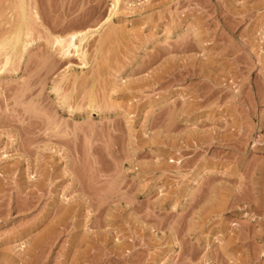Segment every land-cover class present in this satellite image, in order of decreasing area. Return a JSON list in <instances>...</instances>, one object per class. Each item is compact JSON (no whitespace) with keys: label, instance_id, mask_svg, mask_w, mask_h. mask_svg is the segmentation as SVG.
<instances>
[{"label":"rangeland","instance_id":"rangeland-1","mask_svg":"<svg viewBox=\"0 0 264 264\" xmlns=\"http://www.w3.org/2000/svg\"><path fill=\"white\" fill-rule=\"evenodd\" d=\"M22 3L0 0V41L38 28L0 55V264H264V0H29L34 28Z\"/></svg>","mask_w":264,"mask_h":264},{"label":"bare ground","instance_id":"bare-ground-1","mask_svg":"<svg viewBox=\"0 0 264 264\" xmlns=\"http://www.w3.org/2000/svg\"><path fill=\"white\" fill-rule=\"evenodd\" d=\"M118 1L119 0H114V4H116V6H117V3H118ZM22 12L23 13H21L20 15H22V16H24L25 17V15H26V8L25 7H27L28 8V6H29V14H27L28 15V17H31L32 19L31 20H33L32 21V23L34 24V26H33V24L31 23V25L33 26V28L37 25V21H38V13H37V10H35V7H34V5H36V4H34L35 2H33V1H31L32 3H30V4H34L33 6L32 5H30L29 4V0H22ZM20 3V2H19ZM19 7V6H18ZM20 8H21V6H20ZM115 8V7H114ZM8 10V9H7ZM28 10V9H27ZM7 12V11H6ZM25 12V13H24ZM13 13V12H12ZM7 14V13H6ZM19 14V13H18ZM30 15V16H29ZM10 16V15H9ZM8 16V17H9ZM27 17V18H28ZM10 18H14V17H12V16H10ZM10 18L8 19L9 21H10ZM6 20V19H5ZM20 20V19H19ZM11 21H12V19H11ZM11 21L9 22V23H6L5 24V38L3 39L2 37V39L3 40H1L0 41V55L1 56H4V58H5V60H4V63H3V66L5 67L6 65H8V63L10 62V60L12 59V56H15V55H19V53L21 54L22 52L24 53V51L29 47V46H27L28 44H32L35 40L34 39H27V36H30V34H32V33H34L33 35H34V37H35V30H38V28L36 29V28H34V31L33 32H30V31H26L27 30V26H26V23L25 22H19V23H16V26H15V28H14V26L13 25H11V26H13V29H11L10 27H8L7 25H9L10 23H11ZM28 21H30V18H29V20ZM27 22V21H26ZM13 23V22H12ZM31 25H29L28 27V29H30V26ZM32 26H31V29H32ZM38 26V25H37ZM73 29V28H72ZM71 29V31H73ZM75 29V28H74ZM77 30L78 29H76V32H77ZM80 30V29H79ZM80 31H82V30H80ZM29 32H30V34H29ZM79 32V31H78ZM83 32V31H82ZM82 32H79V33H74V32H72L73 34H71L70 36H69V38H67L66 40L65 39H63V40H65V41H63V40H59L60 38H58V40H55V39H57L56 38V36H55V41H56V43H59L61 46H62V49H64V48H66L67 49V52H68V50H69V48L71 47V46H74V47H76L75 45H76V40L79 38V40H78V43L81 45V43L87 38V37H85L86 36V34H88V33H85V35L84 34H82ZM89 32V31H88ZM1 33V32H0ZM4 33V32H3ZM70 34V33H69ZM2 35V34H1ZM32 35V36H33ZM84 35V36H83ZM78 36H81V37H78ZM88 36V35H87ZM33 37V38H34ZM38 37V36H37ZM84 37H85V39H84ZM54 38V37H53ZM84 39V40H83ZM37 41V40H36ZM49 42H51L50 40H49ZM55 42H54V44H56ZM30 44V45H31ZM29 50H30V48H29ZM76 51H79V46H77L76 47ZM30 52V51H29ZM28 52V53H29ZM32 52V51H31ZM25 53H26V51H25ZM25 53H24V55H25ZM82 53V52H81ZM84 53V52H83ZM30 54V53H29ZM28 54V55H29ZM23 55V56H24ZM31 55V54H30ZM29 55V56H30ZM19 57V56H18ZM22 57V56H21ZM2 58V57H1ZM16 58V57H15ZM17 59V58H16ZM15 59V60H16ZM19 59V58H18ZM1 60V59H0ZM14 60V59H13ZM12 60V61H13ZM15 60H14V62L12 63V66L13 65H15V63H17V62H15ZM19 61V63H20V59L18 60ZM2 63V62H1ZM18 64V63H17ZM8 68H9V66H7ZM7 67H5L6 69H7ZM16 67V66H15ZM14 68V67H13ZM0 70H1V68H0ZM4 70V69H3ZM12 70V69H11ZM15 70V69H14ZM10 71V70H9ZM75 80H77L76 79V77L74 78ZM71 81H73V80H71ZM75 82V81H74ZM73 82V83H74ZM81 83V82H80ZM72 85H74V84H72ZM79 85V84H78ZM81 85V84H80ZM82 86V85H81ZM55 87H57V85L55 86ZM60 86H58V89L59 90H61L60 88H59ZM80 87V86H79ZM93 87V86H92ZM73 88V87H72ZM71 88V89H72ZM54 89V88H53ZM55 89H57V88H55ZM57 89V90H58ZM57 90L55 91V92H57ZM59 92V91H58ZM57 92V93H58ZM90 93V92H89ZM88 93V94H89ZM64 94V93H63ZM65 94L66 95H63V96H66L65 98L64 97H62V99H67V96H69V95H67V94H69V93H67V92H65ZM91 94V93H90ZM88 97H90V95L88 96ZM69 98H70V96H69ZM68 98V99H69ZM92 97H90V99H91ZM64 100H63V102H64ZM92 100V99H91ZM69 101V100H68ZM67 101V102H68ZM88 102L90 101V100H87ZM93 101V100H92ZM67 102H65V104H67ZM91 102V101H90ZM69 103V102H68ZM94 103V102H93ZM95 104H96V102H95ZM68 105V104H67ZM89 105H91V103H89ZM99 106V105H98ZM91 107H95V105L93 106H91ZM97 107V106H96ZM70 108V107H69ZM88 108H90L89 106L87 107V109ZM99 108V107H98ZM96 109V108H95ZM15 170V169H14ZM30 175V174H29ZM32 179H34V177L32 178ZM74 179V178H73ZM74 181V180H73ZM35 182V181H34ZM33 182V183H34ZM37 183V182H36ZM35 183V184H36ZM38 183H40V182H38ZM38 183H37V187H38ZM31 184H32V182H31ZM35 184H33V186L35 185ZM30 187V186H29ZM39 188V187H38ZM33 193H34V191H32ZM31 192V193H32ZM27 193V192H26ZM30 193V192H29ZM32 193V195H34ZM30 195V194H29ZM31 195V196H32ZM33 197V196H32ZM35 198V197H34ZM32 202V201H31ZM31 204V203H30ZM26 205V204H25ZM18 206V205H17ZM29 206V205H28ZM23 207V206H22ZM55 207V206H54ZM19 209V208H18ZM17 209V210H18ZM71 209V208H70ZM69 209V210H70ZM21 210H22V208H21ZM48 210V209H47ZM56 210V209H55ZM63 210H66L67 211V209L65 208V209H63ZM63 210H62V212H63ZM68 210V211H69ZM67 211V212H68ZM62 212H61V214H62ZM65 212V211H64ZM67 212H66V214H67ZM60 213V212H59ZM58 212H57V214H59ZM69 213V212H68ZM51 214H52V210H50L49 209V211L45 214V216H43L44 217V219L45 220H47L49 217H51ZM56 214V212L53 214V215H55ZM63 216H65L64 214H63ZM59 217V216H58ZM58 217H56V215H55V218H58ZM52 218H54V216H52ZM60 218H61V216H60ZM59 218V219H60ZM50 219V218H49ZM48 219V220H49ZM42 220H43V218H42ZM51 220H53V219H51ZM55 220V219H54ZM62 220V219H61ZM68 221V220H67ZM78 221V220H77ZM48 222V221H47ZM62 222V221H61ZM41 223V222H40ZM48 224V223H47ZM53 224H55V225H53L52 226V228H50L47 232H46V234L43 236V234H42V236L43 237H45V239H44V241L45 240H48L49 242H50V240L49 239H53V238H55V237H53V235H54V233H55V231L57 230V229H59V228H57V225L58 226H61V225H59L60 224V221H57L56 223L54 222ZM64 224H66V227H67V222L66 223H64ZM32 226H34V225H32ZM65 227V225H64V228H66ZM63 228V229H64ZM21 230V229H20ZM46 230V229H45ZM65 230V229H64ZM23 231V230H22ZM21 232V231H20ZM20 232H18V233H20ZM59 232H62L60 229H59V231H57V233H55V235L56 234H58ZM17 233V234H18ZM22 233V232H21ZM24 233V232H23ZM57 236V235H56ZM20 237H22V235H20ZM40 239V238H39ZM39 239H38V241H39ZM51 239V240H52ZM40 240H42V238L40 239ZM54 240H56V239H54ZM37 241V240H36ZM43 241V240H42ZM44 241L43 242H41L42 244H44V245H42V246H45V243H46V245H47V242L45 241V243H44ZM53 241H51V243H52ZM36 243V242H35ZM38 243V242H37ZM40 243V244H41ZM37 246V245H36ZM35 246V247H36ZM48 247H49V245H47ZM40 247H41V245L39 246V248H38V246H37V248L38 249H40ZM41 249H43L44 250V247L43 248H41ZM37 250V249H36ZM34 252H35V250H33ZM33 252V253H34ZM37 252H39V251H37ZM32 254V253H31ZM35 254V253H34ZM19 256V255H18ZM30 256V255H29ZM12 259V258H11ZM14 260L15 259H17V257L16 258H13ZM20 259V258H19ZM31 259H32V257H31ZM30 259V260H31ZM15 261H17V260H15ZM33 262V261H32ZM14 263V262H13ZM29 264V263H28Z\"/></svg>","mask_w":264,"mask_h":264}]
</instances>
